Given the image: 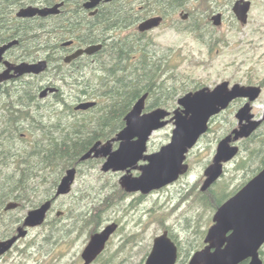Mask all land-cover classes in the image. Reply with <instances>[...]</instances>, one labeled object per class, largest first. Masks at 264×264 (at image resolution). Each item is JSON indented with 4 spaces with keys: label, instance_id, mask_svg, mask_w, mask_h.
Returning <instances> with one entry per match:
<instances>
[{
    "label": "flooded vegetation",
    "instance_id": "obj_1",
    "mask_svg": "<svg viewBox=\"0 0 264 264\" xmlns=\"http://www.w3.org/2000/svg\"><path fill=\"white\" fill-rule=\"evenodd\" d=\"M238 1L239 0H101L96 6L89 7L88 3L90 0H4V2L0 3V13H8L9 16L7 17H10V20L4 22L3 25L0 22V48L9 45L10 43L12 44L4 50L1 56L0 74L7 69H12L10 74L11 76L13 75V77L0 81V106L3 105V100L7 98L14 100L18 94H24L29 97L32 93L34 94V102H31V105L41 108V110H39V115L41 116L46 115V111L49 109V106L56 100L59 101V98H62L65 101L66 99L69 100L70 106L73 107L75 111H87L103 103L106 92L102 91L100 86L103 84L108 86L111 83L108 78L110 79L113 76H122L125 78V86L128 87L129 76L134 73L133 71L135 69H142L145 65L151 63L157 65L158 69H163L164 77H171L169 81L172 85H177V83L182 84L185 81L179 78V70H175V68L177 69V67H179L176 65L179 63L177 57L182 56V54H184L182 52L187 50L195 55L196 52L192 48H188L186 42H182L179 47L175 45L176 41L174 39H172L169 44L161 43L159 41L160 31L165 28L174 31L176 34H190L194 37L193 42L197 47H200L199 50L202 54L211 53L214 47L222 43L223 39L221 37L220 29H222L226 23L231 20V23L227 25L231 28L246 26L249 22L252 9L260 0H246L251 3L248 14V22L246 24H243L239 20L234 11L235 4ZM262 1L264 2V0ZM57 4H59V11L57 13L49 14L47 16H18V13L22 9L31 6L38 8H50ZM217 16H219V19H217ZM154 17L162 18V21L158 26L145 31H141L139 29L141 23ZM54 24H58L56 31L52 34H48V30H50L51 26ZM2 27L5 29V35L3 37L1 36ZM35 28L37 29V33L39 35V37H37V41H35L34 37ZM119 44H121L120 49ZM94 45H101V48L91 54L82 52L77 56L72 57L79 51L85 50ZM115 50H117V54L115 55L116 58L113 59ZM105 51H109L110 58H105L103 56ZM216 51L219 52L220 50L217 49ZM42 60L47 61V67L39 73L27 72L18 75L15 69L12 68V66L15 67L22 63L33 64ZM103 77L107 78L106 83L101 82V78ZM186 83L189 84L187 90L179 93L178 96L175 97L174 104L172 105L173 108H163L174 110L180 106L178 99L184 94L191 91H197L203 87L214 88L219 84L218 83L214 87H211L196 82L195 80L187 81ZM232 85L234 84L230 82V86ZM49 87H56L57 90L54 92L49 91L46 96L41 97V92ZM84 87H90V89L86 88L81 94L80 91H82ZM146 93H143V95ZM140 97H137L135 102ZM150 100L151 97L148 93L146 109L149 108ZM86 101H95L96 105L87 110H76V106L79 103ZM247 102L248 99L246 98H237L231 102L228 108L234 106L239 109ZM254 102H252V107ZM122 128L118 129L116 132H112V134L106 139H98L95 143L98 141L106 143L107 141L112 140ZM234 128H232L226 135L232 132ZM257 130L255 132H257ZM25 137L26 134L21 133V138ZM249 138L240 139L235 143L240 147L238 155L242 151L243 143ZM12 145L13 147L17 146V142ZM119 146V141L112 142V150L117 149ZM190 151L187 154L186 160L188 164ZM84 154L79 157L74 166L69 167L77 168L76 179L80 172L88 171L86 165L90 162L102 164V170V166L106 161V157L103 156H92L86 160H81V157ZM238 155L236 157H238ZM236 157L227 162L225 164V168L226 165L233 162ZM15 163V160H11L10 165L15 166ZM145 163V161L141 160L139 165ZM68 169L65 170L63 176ZM190 169L191 166L189 164L188 172L181 175L178 180L167 184L162 188L154 189L149 193H143L141 191L128 192L122 187L121 179L119 181L108 180L106 182H99L95 183V185H81L80 188L96 189V187H98L101 189H108V191L118 188L121 191L120 196L122 198L127 194L134 193L138 194V200H143L148 196L160 193L161 191L167 190L171 187L177 188L178 185L176 184L189 176ZM133 170L136 171L137 174H141L139 169L133 168L130 171V174L133 176H136L134 175ZM102 172L105 174L122 173V176L126 173V171L113 170H102ZM75 182L72 186V190L75 187ZM195 185H199V183H196ZM202 185L197 187V192L199 194L196 197L201 201L207 200L209 198V194H211L214 189V184L207 190H202ZM243 186L244 185H239L238 189L228 198L233 196ZM57 187L52 195H50L47 199L53 201L52 207L48 212V217L56 210L57 201L72 192L71 190L70 193L57 197ZM183 189H185V191H183ZM194 189L195 186L191 183V181H184L180 188L176 189V196L179 200L183 199L182 201L190 198L193 199L192 191H194ZM108 194H112V192H109ZM117 197L120 198L119 194H117ZM6 205L7 203L2 207L3 212L10 213L12 210H15H5ZM59 211L63 212L60 216L57 215ZM55 214L58 217H62L65 215V211L56 210ZM24 218L25 216L22 218L18 226L23 224ZM115 223L118 224V228L111 235L106 247L115 233L119 230L120 224L118 222ZM15 229L14 231L7 230L0 235V242L14 236L17 230ZM165 231H168L169 237H171L177 245L178 257L176 264H178V261L180 260L179 256L182 254V247L171 230L164 229L162 232L154 236L152 245L150 244L151 249L148 251V254H150L152 250L155 238L163 234ZM136 246H138L137 250L141 249L143 251L146 249V246L142 245L140 241L136 243ZM205 246L206 243L204 238V245L201 248ZM11 250L1 255L0 259ZM260 255L261 257L264 255V244L260 248ZM146 260L147 258L144 256L143 264H146ZM248 262L249 260H245L241 264H248Z\"/></svg>",
    "mask_w": 264,
    "mask_h": 264
},
{
    "label": "water",
    "instance_id": "obj_2",
    "mask_svg": "<svg viewBox=\"0 0 264 264\" xmlns=\"http://www.w3.org/2000/svg\"><path fill=\"white\" fill-rule=\"evenodd\" d=\"M100 1L90 0L88 6L94 7ZM250 6L251 3L246 0H239L235 4L234 11L243 24L248 22ZM58 8L59 4L50 8L31 6L22 9L18 16H47L57 13ZM161 21V17L150 18L141 23L139 29L149 30L158 26ZM11 44L0 48V59L4 50ZM99 48L101 45H94L72 57L82 52L91 54ZM46 67L45 60L12 66L18 75L27 72L39 73ZM11 70L7 69L0 74V81L13 77L10 74ZM56 90V87L46 88L41 92V97L46 96L49 91ZM262 90L261 85L235 83L230 86L229 81H223L214 88L203 87L184 94L178 99L180 106L174 110L158 107L150 111L145 110L148 97L146 93L135 102L125 116V126L116 137L106 143L98 141L81 157V160L92 156L106 157L102 166L103 171H126L121 178L122 187L126 191L149 193L178 180L181 175L188 172L187 154L207 133L210 120L228 108L233 100L246 98L248 102L235 114L238 126L219 141L214 158L204 171L202 190H207L224 174L225 164L238 155L240 147L235 143L252 136L262 124L264 119H257L252 112V102L259 98ZM95 105V101L81 102L76 106V110H87ZM171 122L174 123V129L170 142L162 145L158 151L148 153V142L152 134ZM113 141L120 142V146L115 150H112ZM141 160L146 163L139 165ZM133 168L139 169L141 174L139 176L130 174ZM76 173V167L66 171L58 184L57 197L71 192ZM52 202L49 199L27 212L16 234L0 242V256L11 250L20 239L27 237L31 228L45 223ZM19 206V202L11 200L5 210L16 209ZM62 213L59 211L57 215L60 216ZM212 220L213 224L205 236L206 246L193 253L189 264H241L245 260H249L248 264H264L260 255V248L264 244V167L217 208ZM117 228L118 224L113 222L91 235L81 254L82 264H92L99 257ZM177 257V245L169 237L168 231H165L155 238L146 264H176Z\"/></svg>",
    "mask_w": 264,
    "mask_h": 264
},
{
    "label": "rangeland",
    "instance_id": "obj_3",
    "mask_svg": "<svg viewBox=\"0 0 264 264\" xmlns=\"http://www.w3.org/2000/svg\"><path fill=\"white\" fill-rule=\"evenodd\" d=\"M231 21L220 29L222 43L208 54H202L200 47L194 44V37L190 34H176L164 28L159 33V41L169 44L174 39L178 47L182 42H186L187 47L196 52L195 55L187 50L182 52L184 53L182 56L177 57L179 63L176 65L179 67L175 70H179V78L183 81L195 80L211 87L225 80L232 84L261 85L263 90L253 104L252 112L257 119H264V2L260 0L252 9L246 26L231 28L227 26ZM217 49L220 51L217 52ZM237 110L233 106L212 118L209 130L189 153L188 162L191 166L189 176L176 185L180 188L184 181H191L195 186L192 191L193 199L179 200L175 187L148 196L143 200H138V194L134 193L122 198L120 191L118 192L120 200L107 209L98 228L101 231L106 225L118 222L119 230L101 254L103 255L101 260L97 261L99 256L92 264H106L108 259H112L115 264H143L144 256L147 258L149 255L148 251L151 249L150 244L152 245L154 236L164 229L171 230L181 244L182 254L179 256L178 264H189L193 253L202 249L204 238L213 224L212 219L216 211L212 206L205 204V200L201 201L196 198L199 194L197 187L204 182V170L212 162L219 141L232 128L238 126V119L235 116ZM173 129L174 123L171 122L155 131L149 140L147 152L158 151L162 145L170 142ZM251 145L252 143H243L241 153L233 162L226 165L224 174L214 183V194H216L214 204L223 199L225 191L235 190L242 182L252 178V174L257 171L260 161L257 155L250 153ZM253 145L255 146V143ZM252 155L255 159L251 161L250 166L247 169H239L242 158L248 159ZM101 165L97 162H90L86 165L88 171H82L77 176L71 194L57 201L56 210H64L68 213L63 220V224L68 225L67 233H65L67 236L58 241L49 242L46 240V226L32 228L27 237L19 240L10 252L0 259V264H81L83 262L82 251L91 235L87 230H81L84 225L82 215L80 219L75 220L71 218L70 213L74 211L73 209L77 214L94 207L93 204L110 194H108V189L98 187L82 189L80 186L95 185V183L108 180L119 181L122 176V173L105 174L101 170ZM133 173L139 176L134 170ZM196 183L199 185H195ZM30 209L32 207L22 204L18 210H12L7 215L24 217ZM56 210L49 215V219L56 216ZM73 226L79 229L74 230ZM6 230V223L1 221L0 235ZM139 241L146 246L145 250H137L136 243ZM262 257L264 259V255ZM119 261L121 263H117Z\"/></svg>",
    "mask_w": 264,
    "mask_h": 264
},
{
    "label": "trees",
    "instance_id": "obj_4",
    "mask_svg": "<svg viewBox=\"0 0 264 264\" xmlns=\"http://www.w3.org/2000/svg\"><path fill=\"white\" fill-rule=\"evenodd\" d=\"M1 2L4 0H0ZM7 16L8 13H0L2 25L10 20ZM57 26L58 24L52 25L48 34L54 33ZM4 35L5 29L2 27L1 36ZM34 37L37 41L39 35L36 28ZM120 46L121 44L119 49ZM116 54L117 50L114 51L113 59L116 58ZM103 56L110 58L109 51H105ZM133 72L129 76L128 87L125 86V78L122 76L108 78L111 83L108 86L105 84L100 86L102 91L106 92L103 103L87 111H75L69 100L59 98V101L56 100L49 106L46 115L41 116L39 115L41 108L31 105V102H34L32 93L29 97L18 94L14 100L8 98L3 100L4 103L0 106V222L6 223L7 230L14 231L23 216H8L2 211L3 205L14 200L21 205L35 208L45 202L55 191L66 169L74 166L79 157L98 139H106L112 132L124 127L125 116L132 109L137 97L146 92L150 94L151 100L147 110L158 106L173 108L175 97L186 91L189 86L187 81L172 85L169 81L171 77H164L163 69H158L153 63ZM106 80L105 77L101 78L102 83H106ZM86 88L90 89L84 87L80 91L81 94ZM21 133L26 134V137L21 138ZM15 142L17 146L13 147L12 144ZM245 143H252V149L249 151L257 155L260 161L257 171L252 174L254 176L264 167V122ZM254 159L253 155L248 159L242 158L239 169H247ZM11 160L16 161L15 166L10 165ZM249 179L240 185H244ZM114 189L108 191L113 192L110 194L113 196H105L96 202L94 207L77 214L73 209L74 211L70 213L71 218L77 220L82 215L84 225L81 230H87L90 235L99 231L98 225L104 219L107 209L120 200L117 197L120 190ZM237 189L238 187L229 192L224 190L223 199L216 204L213 189L210 200L208 198L204 203L217 209ZM67 216L68 213L65 212L62 217L47 218L43 224L47 227V241H58L67 236L65 233L68 225L63 224ZM73 228L79 229L76 226ZM102 257L103 255H100L97 261ZM106 264L115 263L108 259Z\"/></svg>",
    "mask_w": 264,
    "mask_h": 264
},
{
    "label": "bare ground",
    "instance_id": "obj_5",
    "mask_svg": "<svg viewBox=\"0 0 264 264\" xmlns=\"http://www.w3.org/2000/svg\"><path fill=\"white\" fill-rule=\"evenodd\" d=\"M6 17V16H5ZM88 143V142H87ZM28 175V174H27Z\"/></svg>",
    "mask_w": 264,
    "mask_h": 264
}]
</instances>
